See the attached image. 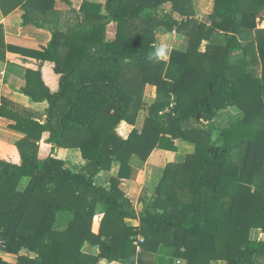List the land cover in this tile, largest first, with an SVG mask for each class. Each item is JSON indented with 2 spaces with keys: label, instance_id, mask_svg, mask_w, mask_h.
<instances>
[{
  "label": "trees",
  "instance_id": "obj_1",
  "mask_svg": "<svg viewBox=\"0 0 264 264\" xmlns=\"http://www.w3.org/2000/svg\"><path fill=\"white\" fill-rule=\"evenodd\" d=\"M56 1L0 0L5 14L24 10V25L53 24L39 48L7 42L0 24V60L25 67L22 92L49 103L41 116L0 109L26 134L17 155L0 159L1 250L19 255L15 264H97L99 257L148 264L145 253L155 264L162 248L172 250L162 264H264V240L251 238L264 232V0H214L203 20L194 0H62L74 17L66 26ZM173 31L187 46L168 61L150 59L160 33ZM148 84L157 91L149 104ZM230 107L241 115L216 123ZM141 109L148 117L140 131ZM177 139L194 153L167 165L139 210L121 179L134 157L145 162L157 148L177 151ZM56 147L79 149L85 162L75 170ZM114 163L119 175L100 184L97 176ZM65 212L75 215L58 227ZM137 234L145 237L141 252ZM87 245L99 252H85Z\"/></svg>",
  "mask_w": 264,
  "mask_h": 264
},
{
  "label": "crops",
  "instance_id": "obj_2",
  "mask_svg": "<svg viewBox=\"0 0 264 264\" xmlns=\"http://www.w3.org/2000/svg\"><path fill=\"white\" fill-rule=\"evenodd\" d=\"M199 2L194 0L196 16L201 20H203L213 12L214 0H208L207 2L208 6L205 8L204 12H202ZM169 5L170 4H166L164 5V7H167ZM55 9L60 10L62 12L63 16L60 20L61 22L60 25L65 26L67 21L71 18V16H73V14H70V12H68L69 6L62 0H57L55 4ZM23 14H24V10L21 7L16 8L9 14H5L0 4V24L4 28L6 41L12 44H17L25 47H33V48L39 45L38 43H43V45H47L52 38V32L50 30V27L53 24L50 23L47 25V27L44 28H39L35 25H24ZM73 22L74 21L68 24H71ZM53 23H55V21ZM30 31L32 34H30ZM39 39L42 42L39 41ZM45 39L46 42L44 41ZM182 39L184 42L182 41ZM158 42H159L158 47H160L161 44H164L167 48V54L164 58H162L167 61L169 60L173 49L179 47L180 45L182 47L187 46V41H185L184 37L179 35L178 33H173V32H168L164 35H160ZM176 44L177 46H175ZM207 44L208 41L204 40L200 47V51L204 52L206 50ZM25 74H26L25 67L12 64L8 60L5 61L0 60V109L1 106L4 104L12 109L21 111L23 113L26 112V110H28V112L32 115L37 114L38 116H41V114L43 115L46 113V109L49 106V103L48 101H44L42 103L34 102L28 95L22 92V88L25 86L26 83ZM156 97H157L156 86L152 84H148L146 86L144 100L149 104L154 102L156 100ZM231 108L234 109V107H230L227 110H223V111L233 112L231 116L233 119L234 116L236 115V112L234 110H229ZM138 117L139 119H137L136 128L142 129L144 126V122L148 117V112L146 111V109H141L139 111ZM13 123H15L14 120L4 117L3 115L0 114V158L7 157L8 154L13 156L17 155L15 144L26 137L25 133L18 131L14 128H10L9 125ZM140 125L141 128H139ZM129 126L131 125L125 124L123 126V129L125 131H129L130 130V129L128 130ZM175 142L177 145V151L157 148L150 154V156L145 162H142L141 160H140L142 162L141 164L139 163L137 164V160H135V162H131L132 170L130 175L126 178L121 179V183H120L121 189L125 192V194L129 198H131L132 202L139 210H141L143 206V204L140 202L141 196L144 194V192L146 195H150L153 193V190L158 185L160 179L162 178L161 174L162 172H164V169L167 167V165L172 161L183 162V160H185L188 154L194 153L195 151L194 145L178 139ZM54 154L61 159L67 160L69 162V165L75 170L79 169L81 167L80 165H82L85 162L83 158H78L80 157L81 152L79 151V149L76 148L56 147ZM134 158H138V157H134ZM80 159L82 162H80ZM114 165L115 166H112L110 171L108 172L103 171L97 176V181L100 184L106 186L108 184V180H109L108 178L111 175L115 177L119 175L120 166L118 163H114ZM159 171H161V174L158 173ZM152 182H154L153 184H155L153 190H151L150 188L151 186L150 184ZM100 218H102V215H100L99 217L96 216L94 218L93 230L96 232H98L99 230ZM60 219L65 220L64 217L62 218L60 217L59 221ZM67 219L69 220V217ZM67 219L64 221V223H61L62 222L61 221L60 224L61 225L66 224ZM131 223L135 226L140 225L139 220H133ZM251 238L253 239L257 238V240H264V232L258 230L253 231L251 233ZM160 251L164 252L165 250H163L162 248L160 249ZM85 252L89 254L90 253L97 254L99 252V248L98 246L94 247L92 245H87L85 247ZM163 252L162 253L160 252L159 255H156V257H158V260L155 264H162L161 263L162 261L160 262L159 258L162 259L167 252H168L167 255L168 257L166 258H169L170 257L169 255L171 254L172 250L169 249L166 250L164 253ZM21 253L26 254L27 251L24 249ZM148 255L149 254L145 253L143 257V259H148L145 260L146 263L147 262L150 263L151 260L153 261L155 259L151 255H149L150 257H148ZM18 256L19 255L17 254L3 252L0 249V258L4 260L7 264H15L18 261ZM30 256L35 257L36 254L30 253ZM163 263L167 264L164 261ZM97 264H128V263L123 261L110 262L105 257H99ZM150 264H152V262ZM171 264H187V263L185 259L175 258ZM211 264H227V263L222 260H218V261L212 260Z\"/></svg>",
  "mask_w": 264,
  "mask_h": 264
},
{
  "label": "rangeland",
  "instance_id": "obj_3",
  "mask_svg": "<svg viewBox=\"0 0 264 264\" xmlns=\"http://www.w3.org/2000/svg\"><path fill=\"white\" fill-rule=\"evenodd\" d=\"M196 1H200L199 2V5L201 6V10H202V12H204V10H205V8L208 6V4H207V2H208V0H196ZM214 6V5H213ZM169 7H170V5L169 6H167V7H163L164 9H165V11H167V10H169ZM176 16H178V15H176ZM68 18V17H67ZM71 19H72V21H74V17L73 16H71V18L67 21V23H66V25L68 24V23H70V22H72L71 21ZM259 23V26H260V28H264V21H260V22H258ZM65 25V26H66ZM27 32V31H26ZM115 24H110V27H109V36L110 37H112L113 35H115ZM166 33H168V32H162V33H160V35H164V34H166ZM174 33V32H173ZM30 34H32L31 33V31H30ZM159 35V36H160ZM179 37V36H178ZM217 37H219V36H215V38H217ZM214 38V39H215ZM185 39V41H187L186 40V38H184ZM43 40V39H42ZM39 41H41L40 39H39ZM45 42H46V39L44 40ZM43 41V42H44ZM182 41H183V39H182ZM42 42V41H41ZM177 42V41H176ZM184 42V41H183ZM158 41H157V46H158ZM39 45H37L35 48H39V47H41V46H44L43 45V43H38ZM185 45V44H184ZM175 46H177V44L175 45ZM182 46L180 45L179 47H177V48H181ZM184 47V46H183ZM182 49V48H181ZM227 110V109H226ZM229 110H234L235 112H236V115L234 116V118H238L240 115H241V113L238 111V109L235 107L234 109L233 108H231V109H229ZM232 114H233V112H231V111H222V113H221V115L219 116V118H218V120H217V122L216 123H218V124H226L227 122H229L230 120H231V116H232ZM142 118H144V117H142ZM137 119H139V117H137ZM141 119V118H140ZM142 121H143V119H142ZM10 126V128H12V126L11 125H9ZM128 128V127H127ZM132 127L131 126H129V128H128V130L129 129H131ZM139 128H141V125H140V127ZM122 130V129H121ZM140 131L142 130V129H139ZM124 131V130H123ZM122 132V131H121ZM128 132V131H127ZM128 134V133H127ZM80 151V150H79ZM78 158H83L82 157V154H80V157H78ZM0 159H2V158H0ZM83 160H84V158H83ZM135 160H137V164L139 163V164H141L142 162L140 161L141 159L140 158H133L132 159V162H135ZM80 162H82L81 161V159H80ZM113 166H115L114 164H113ZM158 173H160L161 174V171H159ZM163 172H162V174H161V176H163ZM154 182H152L150 185V188H151V190H153V187H154V185L155 184H153ZM75 215V213H73V212H65V213H61V218L62 217H64L65 218V220L69 217H72V216H74ZM65 220H63V219H60V221H58V223H57V226L58 227H65V226H68L67 224H60V222L61 223H64V221ZM66 223H68V219H67V221H66Z\"/></svg>",
  "mask_w": 264,
  "mask_h": 264
},
{
  "label": "built area",
  "instance_id": "obj_4",
  "mask_svg": "<svg viewBox=\"0 0 264 264\" xmlns=\"http://www.w3.org/2000/svg\"><path fill=\"white\" fill-rule=\"evenodd\" d=\"M174 33H176V31H173ZM174 104L171 103L166 109L165 111L167 113H171L173 110ZM145 242V237L142 234H137L136 236L133 237V244L136 247L137 252H141L143 250V243ZM3 242L0 239V249L2 246ZM180 262V261H178Z\"/></svg>",
  "mask_w": 264,
  "mask_h": 264
},
{
  "label": "clouds",
  "instance_id": "obj_5",
  "mask_svg": "<svg viewBox=\"0 0 264 264\" xmlns=\"http://www.w3.org/2000/svg\"><path fill=\"white\" fill-rule=\"evenodd\" d=\"M167 54V48L164 44H161L160 47L156 48L152 53H150V59H162Z\"/></svg>",
  "mask_w": 264,
  "mask_h": 264
}]
</instances>
